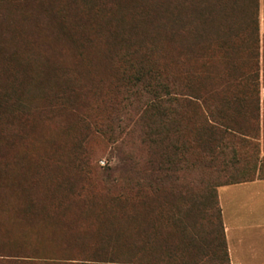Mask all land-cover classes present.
Masks as SVG:
<instances>
[{"label":"rangeland","instance_id":"1","mask_svg":"<svg viewBox=\"0 0 264 264\" xmlns=\"http://www.w3.org/2000/svg\"><path fill=\"white\" fill-rule=\"evenodd\" d=\"M262 88L264 0H0V264H227Z\"/></svg>","mask_w":264,"mask_h":264},{"label":"crops","instance_id":"2","mask_svg":"<svg viewBox=\"0 0 264 264\" xmlns=\"http://www.w3.org/2000/svg\"><path fill=\"white\" fill-rule=\"evenodd\" d=\"M261 110L264 117V88ZM217 194L230 263L264 264V178L220 185Z\"/></svg>","mask_w":264,"mask_h":264},{"label":"trees","instance_id":"3","mask_svg":"<svg viewBox=\"0 0 264 264\" xmlns=\"http://www.w3.org/2000/svg\"><path fill=\"white\" fill-rule=\"evenodd\" d=\"M183 90V89H182ZM189 89H186L185 93H180L184 96V98H186L187 96L190 97V100L192 101H198L200 102L201 104H204V102L201 100V98H199L197 95H193V94H190L189 93ZM208 114V113H207ZM210 115V114H209ZM204 119H205V116H204ZM210 122L214 125V126H220L222 127L223 129H225L227 132H234V133H243V132H240L239 129H236L233 125L232 122H230L228 119H224L222 117H219V119H213L211 118V115H210ZM245 135H248L252 138H254L253 136L247 134V133H243ZM264 160H261V163H263ZM264 178V177H263ZM256 178H241V179H235V180H232V181H229V182H226V183H223L221 185H226V184H234V183H240V182H244V181H250V180H254ZM220 186V185H219ZM217 202L219 204V200H218V194H217ZM219 212H220V216H221V209H220V206H219ZM222 220V218H221ZM222 225H223V221H222ZM223 234H224V226H223ZM224 237H225V234H224ZM226 241V239H225ZM226 246H227V242H226ZM207 256H209V253H207ZM206 256V257H207ZM225 259H226V263L227 264H231L230 263V257H229V253H228V247L226 248V251H225ZM193 264H197V263H193ZM198 264H207L205 261L201 262V263H198Z\"/></svg>","mask_w":264,"mask_h":264}]
</instances>
